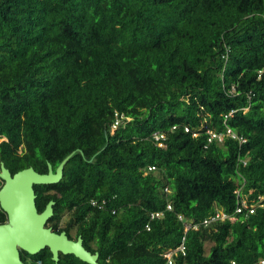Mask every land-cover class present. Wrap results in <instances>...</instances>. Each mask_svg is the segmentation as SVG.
Masks as SVG:
<instances>
[{"label": "trees", "instance_id": "1", "mask_svg": "<svg viewBox=\"0 0 264 264\" xmlns=\"http://www.w3.org/2000/svg\"><path fill=\"white\" fill-rule=\"evenodd\" d=\"M0 138L11 174L71 154L35 204L98 264L264 259V0H0Z\"/></svg>", "mask_w": 264, "mask_h": 264}, {"label": "water", "instance_id": "2", "mask_svg": "<svg viewBox=\"0 0 264 264\" xmlns=\"http://www.w3.org/2000/svg\"><path fill=\"white\" fill-rule=\"evenodd\" d=\"M71 154L67 155L53 170L48 163V171L39 173L33 167L23 168L14 174L0 162V207L7 220L0 223V264H25L20 259V250L36 254L48 248L52 260L59 253L73 254L87 264H98L97 252H90L83 246L80 235L73 240L65 231L55 232L46 226L53 214V200L38 212L35 204L34 184L57 183L63 176V168Z\"/></svg>", "mask_w": 264, "mask_h": 264}, {"label": "built area", "instance_id": "3", "mask_svg": "<svg viewBox=\"0 0 264 264\" xmlns=\"http://www.w3.org/2000/svg\"><path fill=\"white\" fill-rule=\"evenodd\" d=\"M226 116H227V115H226ZM120 117H123V116L121 115ZM119 121H120V120L117 118V119L115 120L114 124L118 123ZM186 130H187V128H186ZM226 134H227V135H230L232 138H239L235 133H233V132L231 131L230 128H227V130H226ZM214 137H217L219 140H221V139H222V134L211 133V134H210V138H209V140H211V139L214 138ZM240 141H244V139H243V138H240ZM238 192H239V191L236 190L237 195H238ZM245 206H246V205H245L244 201L242 200V201L240 202V204L238 205V207L236 208V211H240V210H241V207H245ZM166 207H167V209H170V208H171V207H170V204H167ZM251 211H252V210H251ZM161 214H162L161 211H154V212H152V213L150 214V219H154L155 217H159ZM227 217H228L227 214H225V213H221V212L217 211V212H215V214H214L212 217L207 218V219H204V223L207 224L208 222L213 221V220H215V219H224V218H227ZM229 218H230V219H233L232 216L229 217ZM148 227H149V225H146V228H147V229H149ZM187 228H188V225H186V229H187ZM183 239H184V237H183ZM178 251L181 252L182 254L185 253V246H184V244H183V241L181 242V244H180L175 250H173V251L168 250V251L164 252L163 256L166 258L168 264H171V261H172V254H173V253H176V252H178ZM38 263L41 264L40 261H38ZM252 264H264V259H261V260H259V261H256V262H254V263H252Z\"/></svg>", "mask_w": 264, "mask_h": 264}, {"label": "clouds", "instance_id": "4", "mask_svg": "<svg viewBox=\"0 0 264 264\" xmlns=\"http://www.w3.org/2000/svg\"><path fill=\"white\" fill-rule=\"evenodd\" d=\"M226 130H227V128H226ZM226 130H225L224 133H219V132H218L217 134H222V136H223L224 134H226ZM210 134H211V133H209V138H210ZM194 135H195V134H194ZM226 135H227V134H226ZM229 136H230V135H229ZM230 137H231V136H230ZM209 138H208V140H209ZM214 138H216V137H214ZM240 138H241V137H239V140H240ZM1 139H2V138H0V140H1ZM168 204H169V203H168ZM166 206H167V205H166ZM166 208H167V207H166ZM158 211H160V210H158ZM176 248H177V247H176ZM176 248H175V249H176ZM175 249H174V250H175ZM177 253H179V251L176 252V253H173V254H177ZM163 254H164V252L162 253V255H163ZM181 254H182V253H181ZM163 257H164V256H163ZM38 261H39V260H38ZM37 263H38V262H37Z\"/></svg>", "mask_w": 264, "mask_h": 264}, {"label": "flooded vegetation", "instance_id": "5", "mask_svg": "<svg viewBox=\"0 0 264 264\" xmlns=\"http://www.w3.org/2000/svg\"><path fill=\"white\" fill-rule=\"evenodd\" d=\"M71 239H73V240H76V238H71ZM20 254V259H21V253H19ZM29 254V253H28ZM30 255H35V254H30ZM99 257V256H98ZM22 260V259H21ZM23 261V260H22ZM39 261L41 262V264H44L43 262H42V260H40L39 259ZM97 261H98V258H97ZM24 262V261H23ZM37 262H38V260H37ZM36 262V264H39V263H37ZM25 264H30L29 262H24Z\"/></svg>", "mask_w": 264, "mask_h": 264}, {"label": "rangeland", "instance_id": "6", "mask_svg": "<svg viewBox=\"0 0 264 264\" xmlns=\"http://www.w3.org/2000/svg\"><path fill=\"white\" fill-rule=\"evenodd\" d=\"M209 245V244H208ZM208 245H207V247H208Z\"/></svg>", "mask_w": 264, "mask_h": 264}]
</instances>
